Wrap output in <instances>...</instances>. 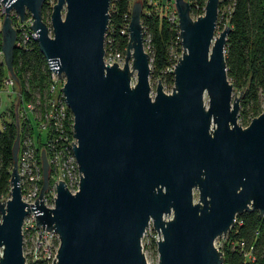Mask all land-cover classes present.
<instances>
[{
  "label": "water",
  "instance_id": "water-1",
  "mask_svg": "<svg viewBox=\"0 0 264 264\" xmlns=\"http://www.w3.org/2000/svg\"><path fill=\"white\" fill-rule=\"evenodd\" d=\"M44 2L0 0L3 62L16 81L11 15L23 21L29 13L49 69L65 77L61 92L73 115L72 149L82 175L75 193L59 181L54 207H46L49 164L41 151L40 195L26 204L17 134L9 199L0 201V264H25L22 225L31 211L37 228L59 236L52 264H148L141 240L150 223L161 236L157 264H223L215 240L238 214L264 215V108L245 127L238 124L241 94L234 95L225 62L229 28L216 33L219 0H206L196 18L187 0H174L182 54L170 93L161 80L154 91L149 82L141 3L131 7L119 67L104 63L111 0H56L49 24Z\"/></svg>",
  "mask_w": 264,
  "mask_h": 264
},
{
  "label": "trees",
  "instance_id": "trees-1",
  "mask_svg": "<svg viewBox=\"0 0 264 264\" xmlns=\"http://www.w3.org/2000/svg\"><path fill=\"white\" fill-rule=\"evenodd\" d=\"M45 0L42 6V19L47 21L51 11L50 2ZM191 6L193 18L203 14L206 0H187ZM130 0H111L109 6V25L112 27L113 44L124 56L128 43L127 30L130 19ZM15 25L17 19L11 15ZM141 22L144 30L145 45L150 55V77L159 78L163 85L173 83L171 71L174 59L172 52L181 49L178 27L164 16L147 12L142 8ZM229 28L225 43L226 72L233 87L239 89L240 107L238 119L247 125L248 119L259 115L263 110L264 99V0H219L217 28ZM1 36V34H0ZM1 50V37H0ZM13 71L16 76L14 88L20 96L19 104L33 102L37 111L45 109L49 97V67L37 42L31 40L13 50ZM7 68L0 58V86L7 78ZM10 115L5 113L0 125V199L10 187V175L13 165L12 148L17 134L20 137L32 136L41 147L44 133L36 130L34 115L28 113L19 126L15 119L16 103L11 101ZM241 224H235L221 251L223 264H264V216L257 210L237 215ZM155 246L154 241L151 243ZM29 264H48L36 260Z\"/></svg>",
  "mask_w": 264,
  "mask_h": 264
},
{
  "label": "built area",
  "instance_id": "built-area-1",
  "mask_svg": "<svg viewBox=\"0 0 264 264\" xmlns=\"http://www.w3.org/2000/svg\"><path fill=\"white\" fill-rule=\"evenodd\" d=\"M147 3H149V5L152 4L150 0H147ZM12 15H14L17 19L15 25L13 24L17 35L15 45L22 46L31 40H35L36 33L30 28L33 22L32 16L29 13H26L25 19L20 21L14 13H12ZM165 18H167V20L171 23H175L177 26L178 17L175 9L172 8L169 15ZM112 32L113 29L108 24L104 40V63L108 65L116 63L119 67H123L125 55L122 56L114 46L113 37L111 36ZM121 33H127L128 35V30H121ZM50 35H52L51 29ZM178 38L180 41V37ZM144 48L145 51L148 52L145 45V38ZM181 54L179 55L177 52H172L174 62L171 71L174 69V66ZM0 58L3 61V54L1 50ZM64 83L65 77L63 75L58 78V74L49 69V84L47 88L49 97L46 100L45 109L41 112L40 110L39 112L37 111L35 104L31 101L19 104V100H21L22 97L18 91L15 93V111L22 119L21 121H23L28 113L33 114L37 122V130L44 133L41 147L38 146L35 139L30 135L20 137L19 140L17 171L19 176V186L21 189V198L26 204L34 205L36 199L40 195L42 186L41 151L45 152L49 164V185L42 194V198L44 200L43 204L46 207H54L56 184H58L59 181H63L71 193H75L79 188L80 175L82 174L81 172L79 173L78 164L72 149V143L76 145L77 140L73 136V115L67 107L64 95L61 92ZM14 84L15 80L8 72L7 78L4 79L2 86H0V92L2 91V87H6L8 90L9 87H14ZM151 95L153 97L154 93L152 92ZM10 188L11 186L9 187L7 194L3 196L0 201H6L9 199ZM39 200L40 199H38V201ZM164 218L169 219L166 216ZM241 222V220H237L236 216L234 225L236 223L241 224ZM22 236L25 264H29V262L36 260H44L48 264H52L54 258L56 260V254L60 245L59 236L53 230H43L42 227L39 226L37 228L36 217L33 211L29 212L24 218ZM227 236L228 233L215 240L214 245L219 251H221V247Z\"/></svg>",
  "mask_w": 264,
  "mask_h": 264
},
{
  "label": "rangeland",
  "instance_id": "rangeland-1",
  "mask_svg": "<svg viewBox=\"0 0 264 264\" xmlns=\"http://www.w3.org/2000/svg\"><path fill=\"white\" fill-rule=\"evenodd\" d=\"M130 5L132 7V5L134 3H141L142 8H145L147 12H152L154 14H158L159 16H164L166 17L167 15H169V12L171 11V9H175L174 7V0H150L152 2V4L149 5V3H147V0H130ZM54 3H52V1L50 2V5L52 7ZM51 12V11H50ZM1 6H0V29H1V24H2V19H3V15L1 14ZM50 15V14H49ZM46 24H49V18L47 21H45ZM222 29L217 28L216 29V33L218 34L219 31H221ZM177 53L180 55L181 54V49L177 50ZM159 80V78H152L149 77V82L150 85L152 87V90L154 91L155 86L157 84V81ZM136 81V76L135 73L132 77V84H134ZM163 85V84H162ZM173 87V83L171 85H163V90L166 93H170ZM16 91L17 89H15L14 87H9V89L7 90L6 87H2V91L0 92V125L2 123V120L4 119V117H1L3 113H5V115L7 117H9L10 112H9V106L11 101H16ZM234 95L239 97L241 92L239 89L234 88ZM205 102H207V96L205 97ZM263 104H264V99H263ZM15 115V119L16 122H19L20 116L16 113V111L14 112ZM251 119H248L247 124L250 122ZM238 124H240L241 126L245 127L246 124L242 123V120L238 119ZM37 130V128H36ZM198 200V193L195 192L194 193V201ZM168 218L171 217V215L166 216ZM1 220V217H0ZM160 234L158 235V233L153 229L152 224L150 223L148 228L146 229V232L144 233L142 240H141V244H142V251L145 255L146 261L148 264H157L158 263V253H157V249H156V241L160 238ZM154 241L155 246H152V242Z\"/></svg>",
  "mask_w": 264,
  "mask_h": 264
},
{
  "label": "flooded vegetation",
  "instance_id": "flooded-vegetation-1",
  "mask_svg": "<svg viewBox=\"0 0 264 264\" xmlns=\"http://www.w3.org/2000/svg\"><path fill=\"white\" fill-rule=\"evenodd\" d=\"M195 193V192H194ZM251 211H253V210H251ZM264 216V215H263ZM263 216H261V217H263Z\"/></svg>",
  "mask_w": 264,
  "mask_h": 264
}]
</instances>
